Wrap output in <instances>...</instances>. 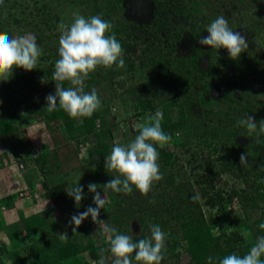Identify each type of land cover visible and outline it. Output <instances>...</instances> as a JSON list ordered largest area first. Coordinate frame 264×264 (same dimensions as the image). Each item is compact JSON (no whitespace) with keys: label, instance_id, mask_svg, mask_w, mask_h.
<instances>
[{"label":"trees","instance_id":"obj_1","mask_svg":"<svg viewBox=\"0 0 264 264\" xmlns=\"http://www.w3.org/2000/svg\"><path fill=\"white\" fill-rule=\"evenodd\" d=\"M23 1L25 0H3L0 3V32H7L15 37L20 24L27 22L26 25L38 30L39 37L45 40L44 46H41L44 54L39 58L35 69L26 71L23 68H14L8 80L0 81V98L4 100V104L0 105V147L6 142L5 149L0 153V171L11 167L14 173L17 170L20 174V187L16 188V183L11 184L14 180H5L0 173V264H99L101 249H110L103 232V228L109 225L115 227L119 234L130 236L134 242L150 238V225H159L168 240L167 247L162 250L165 259L161 264H207L209 256L213 257L214 264H218L219 259L226 255L236 253L243 256L248 253L257 238L264 236V229L259 228V225L264 223V208L253 223V231L248 222L251 210L260 202H264V182H250V179L252 175L262 176L264 168L258 171L249 158L246 165L239 164L238 155L247 149V145L251 146L249 141H245L238 143L237 148L229 147L222 152L224 158H227L221 161L219 168L216 169V164L208 160L204 170L194 172L193 169L191 178L187 181H177V173H180L182 164H179L180 159L169 145L174 146L175 142L184 147L191 146L194 149L193 156L206 147L209 156H216L219 155L217 152H220V134L217 131L213 133L206 126L202 128V124L195 127L197 123L194 125L193 116L182 101L180 91L190 84L188 80L192 77L189 66L185 65V70H174L172 60L167 57L170 50L165 52V56L163 52L159 54V46H155L153 41L144 43L143 47L142 42H137L142 38L141 34L148 35L150 30L156 32L154 37L157 39L175 38L178 32L174 33L177 31L176 25L174 29L171 28L172 20L178 13L184 15V3L180 0L177 8H166L167 3L162 0H124L123 8L117 7L119 16H106L105 20L113 25L107 34H114L121 43L125 63L123 67L100 66L99 70L89 74L84 91L91 92L95 88L102 104L91 117L74 119L59 107L49 112L46 102V96L55 92V81L52 77L55 62L59 59L61 33L58 25L60 22L72 23L73 20L65 19L60 15V11L53 6L49 7L43 0L35 1V14L27 16ZM56 1L58 7L60 0ZM81 1L89 4L88 0ZM37 3L40 6H37ZM39 13L46 16L40 19ZM246 57L248 55L243 59ZM199 60L200 58L197 61L194 59L198 70L205 65L198 63ZM241 62L245 64L246 69L260 64L255 59L252 62ZM149 66L150 76L157 79V83L153 85L151 94H143L138 90V86L140 80L147 77L146 69ZM124 73L130 74V77L127 76L129 79L137 73L138 82L135 84L138 86L122 90L124 84L121 82L124 80H121V76L123 77ZM63 83L65 87L70 86L67 81ZM116 83L121 88H116ZM196 94L200 96L198 91ZM222 95L217 88L209 89L205 94H201L200 103L216 101L221 99ZM18 97H21L19 101L16 100ZM117 99L122 109V113L118 114L113 113L111 109L112 105L118 103ZM22 103L29 105L30 115L36 118V123L40 126L41 132L37 139L29 137L26 131L22 130L16 113V107ZM157 110L163 113L161 123L164 132L172 137L163 147L155 145L159 152L158 164L163 178L154 182L153 186L160 188L161 192L152 193L153 200L144 197L141 202L146 206L141 209L135 198H131L128 193L109 190L110 198L101 209L100 220L95 223L89 216L73 232L76 226L70 223L71 217L84 212L89 206L95 207L87 201L86 196L90 192L88 188L84 189V197L77 205L74 198L67 193V182L51 184L49 178L60 172H66L68 175L84 162L88 170L86 180L89 183H98V191L102 194V183L119 175L115 170L107 171L105 168V157L111 153L116 130L128 129L135 138L138 134L135 126L144 123L147 115H154ZM210 110L212 111V108ZM255 119L260 118L256 116ZM242 127L244 126H240L241 129ZM121 132L123 131H119ZM226 133L235 137L238 135L237 131ZM241 133L244 140L249 138L245 127ZM92 136L95 141L90 142ZM252 137H256L255 133ZM258 139L259 142L256 138V144L264 148V134ZM48 141L52 143L51 148L46 145ZM82 143L86 144V154L81 157L79 154ZM259 159L264 165L263 158ZM197 167L202 165L198 163ZM225 171L233 172L244 179L247 187L236 190L229 188L225 181L221 183L220 177ZM39 172L43 180L37 183ZM250 185L256 190L255 194L249 192ZM132 188L133 191L136 190L134 185ZM6 190L7 193L4 192ZM20 193H24L23 196ZM169 193L171 196H168ZM197 194L199 199L194 201L192 197ZM41 197L59 207L62 217L57 219L53 215L52 207L41 210L33 208L27 212L20 203L27 198L36 201ZM236 197L241 209H244V217L230 221L234 207L232 203ZM155 202L161 205V210L151 206L155 205ZM163 209L167 213H164ZM137 212L142 215H137ZM240 226L252 232L249 240L240 230ZM64 232L68 234L66 242L60 240V235ZM93 232L95 236L92 235ZM178 248L182 251L178 252ZM103 255L105 264H112L114 257L110 250L105 251ZM131 258L136 264H142L135 260L134 253ZM261 259H264V256Z\"/></svg>","mask_w":264,"mask_h":264},{"label":"rangeland","instance_id":"obj_2","mask_svg":"<svg viewBox=\"0 0 264 264\" xmlns=\"http://www.w3.org/2000/svg\"><path fill=\"white\" fill-rule=\"evenodd\" d=\"M35 1L37 2L38 0L23 1L24 6H26L25 8L27 16L28 14H35L34 12L37 10L35 7ZM43 1L48 3L49 7L53 6L57 11H60V15L64 16L65 19L67 18L68 20H73V13L76 12L84 15L86 18L94 15H100L103 19H106L108 14H113V16H117L118 14L119 16L120 11L117 9V7L123 8L122 5L124 0H88L89 4L82 2L81 0H60L61 4L58 5V7L56 0ZM162 1L167 3L165 4L166 8L167 6H170L171 8H177L180 3V0ZM181 1L184 3V7L182 8L184 15H180L178 13L172 20L173 24H171V28L173 29L174 25H176L177 31L174 33L178 32V34L175 35V38L170 37V39L166 40L165 38L157 39L154 37L156 32L154 30H150L148 35L141 34L140 36H142V38L137 42H142L141 47H143L144 43H147L151 40L155 46H159V54L163 52L165 56L167 55L165 52L170 50L171 52L167 57L172 60V69L174 70L178 71L179 68L185 70V65L189 66L188 68L192 70V77L188 80L190 84L187 85L185 89L180 91V96H182V101L193 116L194 125L197 123L195 127H197L198 124H202V128L206 126L208 130H211L213 133L216 131L219 132L220 152H217L219 155L209 156L208 148L205 147L204 150L198 155L193 156L192 152L194 149L191 146L184 147L179 144L177 145L175 142L174 146L169 145L170 149L174 150L177 154V157L180 159L179 164H182L181 171L180 173H177L178 175L176 179L177 181H187V179L191 178L192 176L191 171L193 169H195L194 172L204 170L208 160H212L216 164V169L219 168L221 161L223 162L227 158H224L225 156L222 155V152L224 150H228L229 147L237 148L238 143H245V141H249L251 146L247 145V149L243 153L246 154L247 158L251 160V164L256 165L257 169H259L258 171H260L261 168H264L262 161L259 159L263 158L262 160H264V148H261L258 144H256V137L251 136L249 138H245L246 140L243 139L241 130L244 127H242V129L240 126L238 127L237 120L244 118L246 114L252 115L254 117L257 116L260 119L264 118V0ZM37 6H40V4L37 3ZM39 16L41 19L42 17H45L46 14L44 15L39 13ZM218 16H224L225 19L228 20L230 28H232L234 31L240 32L247 38L249 47L246 51L241 53L238 59H231L227 49H215L210 46L200 45L198 43V40L202 36L207 35V26ZM19 17L21 18L20 15ZM26 23L27 22H23L20 24V27L15 32L14 36L16 37L25 33H35L38 38L37 43L40 46H44L45 40L39 37V31L36 29H31L30 26L26 25ZM67 23L71 24L69 21ZM17 27L18 26H16V28ZM174 33L172 32V34ZM141 50L142 48H140L139 51ZM154 51L155 48L152 54H154ZM193 55L195 58L191 59ZM247 55L248 57L243 59V57ZM135 57H137V55ZM199 58L200 60L198 63L205 64L201 66L200 70L197 69L196 64L194 63V59L197 61ZM253 59L258 61L260 64L258 66L248 67V69H246L244 66L245 64H242L241 62V60L252 62ZM136 67L138 70L139 63L136 65ZM96 69L99 70L100 66H98ZM203 69L206 71H203ZM146 72L147 77L145 76V80H140L139 86L135 84V82H138L137 73L135 74L136 76L132 77V79L127 78V76L130 77V74L124 73L123 77L121 76V80H124V82H121L124 84L122 90L125 88H130L131 86H138V90L143 94H151L152 90L154 89L153 85L157 83L155 82L157 79H154L152 75L150 76V66L146 69ZM230 80L231 82L229 83ZM149 81L154 83H150ZM150 85H152V87ZM115 87L121 88L118 83L115 84ZM212 88H217L222 92L223 95L221 99L216 101H203L200 103L201 94H205L206 91ZM197 91L200 96H196L198 95L196 94ZM19 98L21 97H18L16 100L19 101ZM117 102V104L112 105V112L117 114L122 113L119 99H117ZM3 104L4 100L0 98V105ZM209 104H211V106ZM28 106L29 105L26 103L19 104L16 107V113L19 116L22 130H25L29 137L37 139L41 129L36 123V118L30 115L31 112L30 109H28ZM210 108H212V111ZM120 115L123 116L124 114ZM260 119H256V121L259 122ZM119 131L123 132L119 133ZM226 131L230 132V134L234 133V131H237L238 138L233 135H229L226 133ZM180 135L182 134L180 133ZM133 139L134 138L131 132L125 128L117 129L114 134V142L119 141L121 144H127ZM5 144L6 142H3V147H0V152L4 150L3 148H5ZM46 145L51 148V141L46 142ZM38 148L40 149L41 147L39 146ZM81 154H83V151H81ZM238 156L240 164L241 154ZM198 163H200L202 167H197ZM87 171V167L83 162L81 167L71 170L68 175L66 172L54 173L49 178V182L51 184L67 182V191H71L72 188L78 183L82 185L84 189H86L88 188L89 184V181L86 180L88 177ZM232 171L234 172V170ZM233 172L225 171L222 173L220 182L222 183L225 181L229 188L236 190L247 187V183L244 181V179H241ZM254 180L256 183L264 182V174L258 177L252 175L250 182H253ZM105 183H107L106 180ZM105 183H102V185ZM248 188L251 194L256 193V190L253 188V186L250 185ZM158 192H161V189L154 188V186H152L151 191L147 195L141 194L138 189L134 191L132 190V192L128 194L131 196V198H135L138 205L141 206L142 209L146 206V204L142 203L141 200L144 199V197L147 198V200L150 198L153 200L152 198L154 197V194ZM168 196H171V193H169ZM109 198L110 194L108 193L107 200ZM236 198L233 199L232 204L234 207L232 208L233 211L230 214V221L235 220L237 217H244L242 212L244 209H241L238 198ZM20 203L27 212L32 211L33 208H38V210H41L46 209L47 207H52L53 215H55L57 219L61 218L63 215L60 213L59 207H56L52 202L49 203L48 200H45L43 197L36 199V201L27 198L21 200ZM155 203V205L151 206H154L157 210H161V205H159L158 202ZM262 208H264V202H260L255 209L251 210V216L248 222L252 228V231L254 226L253 223L260 215ZM140 212H137L136 214L142 215ZM164 213L167 212L164 210ZM207 216H209V214H207ZM9 221L11 222V217H9ZM228 229L231 230L230 227ZM229 230L227 232H229ZM240 230L244 232L247 240L251 238L252 232H250V230L248 231L244 226H240ZM92 235L95 236V232H93ZM133 264L136 263L133 262Z\"/></svg>","mask_w":264,"mask_h":264},{"label":"clouds","instance_id":"obj_3","mask_svg":"<svg viewBox=\"0 0 264 264\" xmlns=\"http://www.w3.org/2000/svg\"><path fill=\"white\" fill-rule=\"evenodd\" d=\"M2 2L3 0H0V3ZM73 17L70 25L64 22L58 25L61 33L59 59L55 62L52 77L55 81V92L46 96V102L49 112L59 107L71 118L78 119L91 117L102 104L95 88L91 92L84 91L85 81L89 74L98 66L123 67L125 61L122 58L124 50L121 43L114 34H107L113 28L109 21L100 15L86 18L78 12L73 13ZM206 31L207 35L202 36L198 43L215 49H227L231 59H238L241 53L249 47L247 38L230 28L224 16H218L213 20L207 26ZM43 54V49L37 43V36L34 33L12 37L7 32H0V81L8 80L14 68H23L26 71L35 69ZM65 81L69 82V87L64 86ZM42 82H44L43 78ZM162 120L163 113L160 110H157L154 115L150 113L144 123L135 126L138 134L133 140L127 144L114 142L111 153L105 157V168L107 171L115 170L119 175L102 185L103 195L98 191L99 185L94 182L88 184L90 193L86 198L89 204L95 207L89 206L84 212L71 217L70 223L76 226L73 232L89 216L95 223L100 220L101 209L107 203L109 190L127 194L132 192V185H134L141 194L147 195L153 183L163 178L158 164L159 152L155 145L163 147L171 141L172 137L164 132ZM237 126H244L248 137L255 133L257 142H259V136L264 134V119L257 122L255 117L249 114L238 119ZM90 138H92L90 142L95 141L93 136ZM80 148L83 154L80 152L79 155L82 157L86 154V144L82 143ZM247 163V155L241 153L240 164L246 165ZM42 180L39 172L37 183ZM67 193L79 205L84 197V187L78 183ZM192 199L198 200L199 195H194ZM150 228V238L134 242L130 236L119 234L115 227L105 226L103 232L106 234L110 249H101L99 264H105L103 253L108 250L114 257L112 264H133L131 258L133 253L135 260L142 264H161V261L165 259L162 250L167 247L166 241L168 240L159 225H150ZM259 228L264 229V223H261ZM67 239V232L60 235L61 241L66 242ZM5 240L7 241V238ZM177 251L182 250L178 248ZM262 256H264V236L258 237L256 243L245 255L232 253L220 258L218 264H264ZM207 264H214L213 257L207 258Z\"/></svg>","mask_w":264,"mask_h":264},{"label":"crops","instance_id":"obj_4","mask_svg":"<svg viewBox=\"0 0 264 264\" xmlns=\"http://www.w3.org/2000/svg\"><path fill=\"white\" fill-rule=\"evenodd\" d=\"M0 173H1V176H3V178H5V180H8V179H11V181H15V180H17L16 182H11V184L13 183V185L16 183V185H15V187L16 188H18V187H20V184H19V181H20V179H19V173H18V171L17 170H15V173H14V171L11 169V167H6V168H3L1 171H0ZM17 184H19V186L17 185ZM5 193H7L8 192V190H6V191H4ZM5 241V240H4Z\"/></svg>","mask_w":264,"mask_h":264},{"label":"built area","instance_id":"obj_5","mask_svg":"<svg viewBox=\"0 0 264 264\" xmlns=\"http://www.w3.org/2000/svg\"><path fill=\"white\" fill-rule=\"evenodd\" d=\"M24 193H20L21 196H23Z\"/></svg>","mask_w":264,"mask_h":264},{"label":"water","instance_id":"obj_6","mask_svg":"<svg viewBox=\"0 0 264 264\" xmlns=\"http://www.w3.org/2000/svg\"><path fill=\"white\" fill-rule=\"evenodd\" d=\"M90 140H92V138H90ZM94 140V139H93Z\"/></svg>","mask_w":264,"mask_h":264}]
</instances>
